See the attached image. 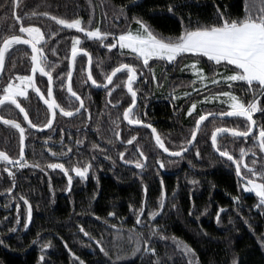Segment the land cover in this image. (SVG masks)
Wrapping results in <instances>:
<instances>
[{
    "label": "trees",
    "instance_id": "obj_1",
    "mask_svg": "<svg viewBox=\"0 0 264 264\" xmlns=\"http://www.w3.org/2000/svg\"><path fill=\"white\" fill-rule=\"evenodd\" d=\"M262 7V0H19L16 7H13V0H0V43L4 36L21 34L20 22L14 20V15L24 17L29 14L30 18H25L23 24H36L45 32L46 43L42 41L39 46L44 48L49 59L56 62L60 82L65 81L68 71L72 38L80 33L58 25L50 16H31L32 13L48 12L65 19L81 18L86 26L91 19V28L100 27L101 31L116 35L129 28L137 29L139 25L132 19L135 16L163 36L176 37L189 24L196 26L197 21L201 24L217 22L218 11L226 17L239 18L245 15L246 8L256 15ZM52 32L56 35H51ZM80 38L84 37L81 35ZM89 45L96 47L99 43L90 40ZM194 59L199 60L198 66L203 68L208 84L203 85V100L206 101L197 114H193V119L190 116L186 120L180 119L173 103L161 100L151 104L156 128L172 150H177L182 142L187 146L186 141L190 139L199 115L229 109L224 102L227 98L218 94L231 91L245 103L254 99L253 89L259 95V87L255 84L248 86L240 81L232 82L231 87L227 83L212 84L210 81L218 78L214 74L222 77L235 69L224 62L216 66L206 57L185 54L170 64L183 66L192 73L191 67L186 66ZM30 69V49L25 45H14L6 53L0 93L10 79L28 75ZM82 72L77 70L76 76L83 77ZM190 73L186 77L193 79ZM175 88L193 90L189 80L176 83ZM29 91L31 99L23 104L34 117L36 99L32 90ZM151 91L154 92L153 85H146L144 93L151 94ZM146 105H143L144 111H147ZM189 107L188 104L187 109ZM0 114L13 119L20 117L18 108L9 103L1 105ZM254 118L258 134L259 127L264 126V113L258 112ZM225 126L244 131L247 122L241 117L209 118L193 148L178 158L165 155L154 142L151 132L139 128L136 144L138 150L148 157L143 169L124 165L115 151L103 150L99 138L92 135L90 149L75 152L64 162L69 170L92 163L86 179L74 176L70 191L63 170L47 167L50 157L35 151L33 139L28 134V166L17 169L7 165L12 167L14 178L0 171V241H3L0 243V264H79L73 253L84 264H156L157 260L160 264H233L234 260L237 264H264V207H257L259 198L244 189L245 183L236 174L232 162L219 156L211 143L212 131ZM254 140V135L233 138L224 133L218 135V146L239 159L241 148H253L257 152ZM0 149L13 158L19 156V132L13 126L0 123ZM197 149L199 156L196 155ZM158 160L164 161L163 169L158 167ZM32 164L40 167H32ZM259 165L261 162L257 160V167ZM5 166L0 162V170ZM13 179V192L6 194V190L13 187ZM144 185H147L146 197ZM162 191L166 193V206L162 215L152 218L150 212L159 213L158 199ZM21 196L32 205V220L27 229L24 228L26 205L20 200ZM17 204L20 205L18 227ZM141 206L145 207L141 216L143 226L136 222ZM110 212L115 216L110 217ZM217 212H220L219 222ZM81 226L88 236L80 231ZM13 228L17 230L12 231ZM97 240L101 244H97ZM145 240L155 249V255L135 252L138 247L143 249ZM176 241L189 245L194 254H183ZM48 242L51 246L42 251V245ZM42 255L43 261L40 259Z\"/></svg>",
    "mask_w": 264,
    "mask_h": 264
},
{
    "label": "snow or ice",
    "instance_id": "obj_2",
    "mask_svg": "<svg viewBox=\"0 0 264 264\" xmlns=\"http://www.w3.org/2000/svg\"><path fill=\"white\" fill-rule=\"evenodd\" d=\"M19 3V0H13V7H16ZM264 3V0H262ZM134 6V5H133ZM169 10L172 11V6H169ZM43 15L45 17L50 16L52 21H55L58 25L64 26L67 29H77L80 33H85L88 38H93L99 40L100 43L104 44L109 50L119 47V49L129 50L130 54H134L135 57L142 60V67H148L149 61L153 58H157L162 61L173 63L177 61L178 57H182L185 54H193L196 57H206L208 61L213 62L216 66H219L222 62L226 65L235 66V69L230 75L220 76V74H214L218 78L212 79L210 82L214 85L220 83H227L231 87L232 82H246L248 86L258 85L259 95L256 94L255 89H253L254 99L245 103L242 99L236 96L233 92L228 91L222 94L223 97L227 99L224 101L229 105V111L227 113L220 112L219 117L224 116H235L246 118L247 129L244 131L239 130L238 128H225V127H216L211 133V143L215 151L221 156L226 157L228 161H231L235 164L236 174L241 176L243 180L246 181L244 184V189L249 191H254L257 197L259 198V203L257 207H264V164L257 167V160H252V166H249L247 162H243L244 158L252 153V156H256V151L253 148L245 150L244 148L240 149V158L237 159L232 153L227 149L221 150V146H218V134L230 133L233 138H248L249 134L255 136L254 147H258V150L261 154H264V126H260L258 134L254 132V128L257 125L256 120L253 118V114L257 112L264 113V108H261L260 97L264 96V7L259 9V13L253 15L247 8L245 9V15L239 18H229L224 15L223 12L217 13V22L210 24H201L197 21L196 26L189 24L180 32L176 37L172 36H163L162 34L156 32L152 27L146 23L140 17H133L139 27L135 30L129 28L126 31H121L118 36L110 31H101L100 27L91 28L92 23L91 19L87 22V26L84 24L81 18L75 19H65L60 18L55 15H51L48 12L42 14L32 13L31 16ZM25 18H30L29 14H25L22 17L19 14L14 15V20L20 22L19 32L21 34H12L4 36L2 43H0V70L5 66V56L14 45L24 44L31 47V72L32 75L16 76L13 79H10L9 82L3 86L2 93H0V105H5L6 103L15 105L21 113H23V119L28 122L32 129L38 128H50L53 124L54 119L57 116V109H59L60 114L72 117L74 115L73 111H66L65 108L61 107L57 103L53 95V74L52 71L46 66L49 62L47 57L44 55V48L40 47L42 41L46 43L45 32L40 26L36 24L29 23L27 26L23 24ZM26 34V36L24 35ZM51 35H56L55 32H52ZM112 37L113 43H104L108 37ZM81 38L80 36H74L72 38L71 46V65L74 66L78 53H85L88 56L89 69L87 79L91 81L92 85H98L96 79L92 76L91 71V54L86 52V49L80 47ZM53 51H55L53 49ZM199 60L194 59L192 63L186 67H191L194 74L197 77V80L202 83L208 79L204 73L203 68L199 66ZM54 66V65H53ZM126 70L127 80L124 86L127 88L128 93L131 94V103L123 111V119L128 121L131 125H144L145 121L135 117L134 118V109L137 104V92L133 87L134 82L137 81L138 69L137 66L132 63H120L118 66L113 67L111 72L106 74L105 80L107 84L104 85L107 88L109 96H111L114 81L113 78L117 73L123 74ZM39 72L43 76L48 78L47 85V94L41 91L39 87L35 84L34 76ZM63 76V73L60 74ZM72 76L73 72L70 70L67 72V92L71 94V97H74L79 101L80 107L75 108L74 111L79 113L80 110L84 107L83 99L78 95L72 87ZM152 78L155 79V73L152 72ZM60 78L57 77V80ZM13 80H18L19 83H14ZM108 85H113V87H108ZM61 88L64 87V81H60ZM34 89V91L39 95L40 99L47 105L51 115L47 120V123L38 125L33 123L29 118L28 111L21 105L18 97H27L28 89ZM187 95V93H185ZM205 99H208L205 97ZM111 103V100L108 101ZM117 106V105H114ZM196 103H193L191 107L188 108V115H192L196 109ZM146 115V113H145ZM215 113H204L198 116L195 120V129L191 132V139L186 141L188 146L193 145L194 141L197 139V132L202 126V122L210 116L215 117ZM0 121H3L6 125H11L14 128L19 130V141H20V151L19 156L13 158L8 154V152L0 150V162H3L6 166L0 170L7 172L8 176L15 177V173L12 170V167H7V165H12L17 169H23L28 166V161L24 156V142H25V128L17 120L5 119L4 116L0 115ZM152 130L154 135L155 143L159 149L163 150V153H169L175 157H181L186 154L189 150L188 147L184 145V142L181 143V146L177 150L173 151L170 147L166 146L164 139L157 133L156 129L152 124L146 125ZM119 138L120 133L115 134ZM136 140V136H132L131 139L126 141L127 144H132ZM258 142V143H257ZM81 141H77V144H80ZM97 147V146H94ZM51 152V149H49ZM72 149L69 147L67 153H71ZM53 157H57L58 154L51 152ZM139 155L144 157V160H147V157L144 155V152L139 151ZM196 155L199 156V149L196 151ZM66 154L64 152L59 154L60 158H64ZM120 159L123 161L125 153H119ZM110 159V157H109ZM243 162V163H242ZM125 163L135 164L137 169H143L146 165L140 160L135 161H125ZM158 167L163 169L165 163L162 160H158ZM32 167L38 168L39 164H32ZM50 169H61L68 176L69 191L72 183V176L69 174V168H66L63 163H49L47 165ZM92 167V163L89 162L84 167H73L71 169L78 177L87 178L89 170ZM242 168L246 169L248 173L251 174L252 178H249L247 175L242 174ZM161 186L163 188V180H161ZM15 187V182L13 179V187L6 190V194L13 192ZM145 197L147 194V185H144ZM12 199H16L12 197ZM234 200H239V197H234ZM20 200L26 205V215L27 219L24 223V228L27 229L29 223L32 220V205L29 203L26 197L21 196ZM159 213L153 211L149 213V216L154 218L158 214L162 215L163 210L166 206V193L162 191L161 197L158 199ZM17 218L16 225L17 227L20 224L19 216V207L17 204ZM145 211V207L141 206L138 210L136 217V222L138 225H142L141 216ZM220 211H223L221 209ZM110 217H114L115 213H109ZM7 219V218H5ZM220 212H217V221L219 222ZM17 230L13 228L12 231ZM158 229H154L157 231ZM80 231L84 233L85 236H88L89 233L84 231L83 226L80 227ZM3 243V241H0ZM97 244H101V241L97 240ZM51 246L50 242L44 243L42 245V251L48 249ZM176 246L182 249L183 254L192 255L194 254V249L183 241H176ZM102 252L104 251L103 246L101 245ZM143 251L147 255H155V249L151 248L149 241H144V247L136 248L135 252ZM107 254V253H105ZM74 258L79 261V264H84V261L80 260L79 257L72 254ZM40 259L43 261L44 256L42 255ZM156 264H160V261L157 260ZM191 264V262H189ZM233 264H237L234 260Z\"/></svg>",
    "mask_w": 264,
    "mask_h": 264
},
{
    "label": "flooded vegetation",
    "instance_id": "obj_3",
    "mask_svg": "<svg viewBox=\"0 0 264 264\" xmlns=\"http://www.w3.org/2000/svg\"><path fill=\"white\" fill-rule=\"evenodd\" d=\"M90 40L96 39L88 38L86 36L85 39H81V44L79 46L85 48L86 52L91 54L92 76L97 80L98 86H104L106 84V74L110 73L112 68L118 66L120 63H132L137 66L139 74L137 81L133 84L138 96L137 104L134 109V118L138 117L144 120L146 123L152 124L156 128V121L154 118H152L153 114H151V104L153 101L160 102L161 100H164L165 102L173 103L172 106L175 108V114L183 120H186L188 116H190V119H193V114H197V112L202 108L203 83L197 80V77L195 78V82L193 84V90L190 91V89L185 88L184 91H179L176 88L173 89L176 86V83L180 81L182 82L183 79L186 78V73L183 71L185 67L170 64L169 62L160 64L157 62L159 59H152L149 61L148 67H142V60L135 57L134 54H130L129 50H121L118 46L117 48L109 50L104 46V44L100 43L99 40H97L99 45L94 47L89 45ZM113 42L114 41L111 36L104 41L105 44ZM44 55L46 56L45 51ZM70 58L71 48L68 54V71L70 70ZM97 58H99V61H96ZM47 61L49 63L46 66L52 71L53 74L54 98L61 107L65 108L66 111L75 112L74 109L80 107V103L74 97H71V94L67 92V73L65 76L64 87L61 88L60 82L57 80L58 75H56V62H54L52 59H49L48 57ZM87 66L88 56L85 53H78L74 65L72 87L73 90L76 91L83 99L84 107L76 115L67 117L60 114L59 110L57 109V116L54 119L53 124L46 130H40L42 127L38 129H32L28 122L23 119V113L20 111L19 119L4 117L7 119L17 120L22 124V126L25 128L26 142L29 134L33 139L35 151L41 155L42 153H46L48 157H50V161L46 162L47 164L56 162L64 164V162H66L70 156H73L75 152L81 153L82 151L90 149V138L92 135H95V139L99 138L100 144L102 147H104L102 148L103 150H106L107 152L115 151L114 153L117 154V156H119V153L121 152L125 153V160L122 161L119 156V159L124 163V165H130L129 163H125V161L135 160H140L146 165L148 162V157L144 154L147 157V160L145 161L144 157L139 155L140 150H138L139 147L136 144L140 127H135L123 119V111L131 103V94L128 93L127 88L124 86L127 80L126 70L123 72V74L117 73V75L113 78L115 87H113V85H108V87H113L112 94L109 96L106 87L96 88L92 86L90 81L87 79ZM80 69L83 70V77L76 76L77 70ZM153 71L155 73V79L152 78ZM30 73L28 75H30ZM166 77L168 80H165ZM36 83L46 96L48 78L37 72ZM149 84L153 85L154 92L151 91V94H146L144 93L145 86ZM30 90H32L34 93L36 99L34 117L30 115L28 109L23 104V102L28 103L31 99L29 89L27 97H18V99L21 105L28 111L29 118L32 120V122L42 126L43 124L47 123L51 113L47 105L42 99H40L39 95H37L33 89L30 88ZM191 92L193 94H191ZM185 93H187V95H185ZM109 100H111V103L108 102ZM260 101V106L263 108L262 106H264V96L260 97ZM193 103H196L197 107L192 115H188V104L191 107ZM144 104H147V111H144ZM257 113L253 114V118ZM117 132L120 133L119 138H117L115 135ZM256 132L257 128L255 133ZM33 133H35V135H33ZM132 136H136V140L129 145L126 143V141L131 139ZM77 141H81V143L77 144ZM69 147L72 149L71 153H67V149ZM49 149H51V152L57 153L58 156L53 157ZM27 150L28 147L26 146V160ZM62 152L66 154L64 158L59 157V154ZM253 159L259 160L261 164H264V154H261L258 148L255 157H253L252 153L249 152L243 162L246 161L249 166H252ZM131 166H135V164L133 163ZM242 174L252 178L251 174L248 173L246 169L242 168Z\"/></svg>",
    "mask_w": 264,
    "mask_h": 264
},
{
    "label": "water",
    "instance_id": "obj_4",
    "mask_svg": "<svg viewBox=\"0 0 264 264\" xmlns=\"http://www.w3.org/2000/svg\"><path fill=\"white\" fill-rule=\"evenodd\" d=\"M18 45H24V44H18ZM25 46H27L29 49H30V51H31V47L30 46H28V45H25ZM32 54V53H31ZM5 58H6V56H5ZM70 68H71V70H72V72H73V75H74V66H72L71 65V60H70ZM88 69H89V62H88V66H87V74H88ZM3 71H4V68L2 69V70H0V78H1V76H2V74H3ZM30 75H32V72L30 73ZM72 78H73V76H72ZM34 79H35V84H36V86H37V83H36V74H35V76H34ZM90 81V80H89ZM90 83H91V81H90ZM106 84H107V82H106ZM105 84V85H106ZM93 87H96V88H102V87H105V86H98V85H92ZM38 87V86H37ZM33 91H34V89H33ZM35 92V91H34ZM36 93V92H35ZM37 94V93H36ZM38 95V94H37ZM137 99H138V96H137ZM59 110V109H58ZM229 111V110H228ZM228 111H226L225 113H227ZM211 113H215V114H217L215 117H212V116H210V117H208L206 120H208L209 118H219V119H228V118H232V117H235V116H224V117H219V113L220 112H211ZM77 113L76 112H74V115H76ZM5 119H7V118H5ZM246 119V118H245ZM9 120H12V119H9ZM0 122H3V121H0ZM19 122V121H18ZM205 123V121L204 122H202V126H201V128L198 130V132H197V137H198V134H199V132L201 131V129H202V127H203V124ZM147 124H150V123H146L145 122V124L144 125H134L135 127H140V128H147V129H149L150 131H151V133H152V130L150 129V128H148L146 125ZM22 125V124H21ZM153 126V125H152ZM154 127V126H153ZM155 128V127H154ZM225 128H227V127H225ZM256 128H257V125H256V127L254 128V132L256 131ZM47 128H41L40 130H46ZM156 129V128H155ZM19 131V130H18ZM156 131H157V129H156ZM157 133H159L158 131H157ZM225 134H230V133H225ZM160 135V134H159ZM218 135H220V134H218ZM253 134H249V136H252ZM161 136V135H160ZM152 137H153V140H154V142H155V139H154V135H153V133H152ZM191 139V138H190ZM195 142L196 141H194V143H193V145H191V146H186V147H188V151L186 152V153H188L192 148H193V146L195 145ZM24 145H25V147H24V156H25V154H26V146H27V142H26V134H25V142H24ZM167 146V145H166ZM213 146V145H212ZM214 149V148H213ZM162 152H163V150L162 149H160ZM214 151H215V149H214ZM216 152V151H215ZM217 153V152H216ZM165 155H167V156H169V157H172V158H178V157H175V156H172V155H170L169 153H164ZM218 154V153H217ZM185 155V154H184ZM184 155H182V156H184ZM219 155V154H218ZM220 156V155H219ZM224 158H226V157H224ZM145 164V163H144ZM233 164V163H232ZM234 166H235V164H233ZM241 180H242V182H244V183H246V181L245 180H243L242 179V177L241 176H238ZM254 194H255V192L254 191H252ZM256 195V194H255ZM257 196V195H256Z\"/></svg>",
    "mask_w": 264,
    "mask_h": 264
},
{
    "label": "rangeland",
    "instance_id": "obj_5",
    "mask_svg": "<svg viewBox=\"0 0 264 264\" xmlns=\"http://www.w3.org/2000/svg\"><path fill=\"white\" fill-rule=\"evenodd\" d=\"M76 31H78L77 29H75ZM79 32V31H78ZM80 33V32H79ZM82 35V37H84V39L86 38V35H85V33H80V36ZM82 39V38H81ZM153 59H157V58H153ZM151 61V60H150ZM191 70H192V68H191ZM183 71L187 74H189L190 72H188V71H186V68H184L183 69ZM192 73H190V74H193V79L192 78H190V77H186V78H184L183 79V81L184 80H189V81H191L192 82V86H193V84H194V77L196 78V76H195V74H194V72H193V70L191 71ZM182 81V82H183ZM13 82L14 83H19V81L18 80H13ZM208 83L206 82V80L203 82V85L204 86H206ZM204 88V87H203ZM179 91H181V89H178ZM191 94H193L192 92H191ZM178 96V95H177ZM203 101H206V100H203ZM220 101H221V99H220ZM209 102H210V100H209ZM68 166V165H67ZM69 174L72 176V180H73V178H74V176H77L75 173H72V171L70 170L69 171ZM66 175V174H65ZM66 177H67V179H68V176L66 175ZM88 177V176H87ZM85 179V178H84ZM247 191H249V190H247Z\"/></svg>",
    "mask_w": 264,
    "mask_h": 264
}]
</instances>
